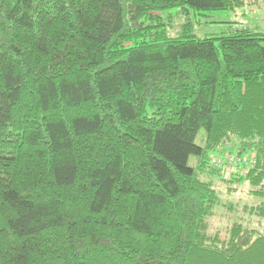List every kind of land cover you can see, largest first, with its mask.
I'll return each mask as SVG.
<instances>
[{
	"label": "trees",
	"instance_id": "16d2710c",
	"mask_svg": "<svg viewBox=\"0 0 264 264\" xmlns=\"http://www.w3.org/2000/svg\"><path fill=\"white\" fill-rule=\"evenodd\" d=\"M237 1L0 0V264H264V32L189 19Z\"/></svg>",
	"mask_w": 264,
	"mask_h": 264
},
{
	"label": "rangeland",
	"instance_id": "374dc122",
	"mask_svg": "<svg viewBox=\"0 0 264 264\" xmlns=\"http://www.w3.org/2000/svg\"><path fill=\"white\" fill-rule=\"evenodd\" d=\"M241 1H245L244 6L232 12L201 14L197 17L194 15L189 16V19H191L195 25L196 35L200 38L213 37L224 35L228 33L229 30L233 31L243 27H251L264 32V0H238L236 4L239 5L242 3ZM168 16L171 17L173 22V27L168 30V34L171 37H176L181 32L182 26L188 19V16L185 15V12L183 14L180 9L168 11V14H165L164 18L166 19ZM204 135L205 132L201 131L198 138V145H201V140ZM225 154V159L228 156L229 159L233 157L235 161L234 163H230L229 160L226 161L224 169L225 177L223 181L218 180L215 184L223 204L228 206L220 207L216 214L217 217L212 221L213 226L222 231L229 226L231 222L229 221L231 211H229L228 208H240L241 205L249 204L247 195L249 188L239 183L231 184L232 177L241 180L242 175H245L247 172L245 166L249 164L248 158H241V155L239 156L234 143L228 146V151L225 152ZM196 162L197 160L195 158H191L190 166L195 167Z\"/></svg>",
	"mask_w": 264,
	"mask_h": 264
},
{
	"label": "built area",
	"instance_id": "2783aa9c",
	"mask_svg": "<svg viewBox=\"0 0 264 264\" xmlns=\"http://www.w3.org/2000/svg\"><path fill=\"white\" fill-rule=\"evenodd\" d=\"M230 163H234V158L231 157L229 159V157L227 156L226 159L224 158L223 160H221L220 158L216 157L213 159L212 161V165L217 169V170H224L225 169V166H226V161H228Z\"/></svg>",
	"mask_w": 264,
	"mask_h": 264
},
{
	"label": "water",
	"instance_id": "95a60500",
	"mask_svg": "<svg viewBox=\"0 0 264 264\" xmlns=\"http://www.w3.org/2000/svg\"><path fill=\"white\" fill-rule=\"evenodd\" d=\"M241 154H239V156H240Z\"/></svg>",
	"mask_w": 264,
	"mask_h": 264
}]
</instances>
